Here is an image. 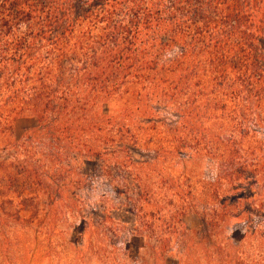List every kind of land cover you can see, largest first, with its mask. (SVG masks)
I'll return each instance as SVG.
<instances>
[{
    "label": "trees",
    "instance_id": "16d2710c",
    "mask_svg": "<svg viewBox=\"0 0 264 264\" xmlns=\"http://www.w3.org/2000/svg\"><path fill=\"white\" fill-rule=\"evenodd\" d=\"M76 187L155 227L156 261L193 211L263 231L264 0H0V223L51 225Z\"/></svg>",
    "mask_w": 264,
    "mask_h": 264
},
{
    "label": "rangeland",
    "instance_id": "374dc122",
    "mask_svg": "<svg viewBox=\"0 0 264 264\" xmlns=\"http://www.w3.org/2000/svg\"><path fill=\"white\" fill-rule=\"evenodd\" d=\"M36 125L33 117L16 120V136ZM7 138L11 140V136ZM77 170L87 173L88 167H75ZM215 170L216 167H200L199 175L193 174L189 183L197 184L204 172L214 175ZM78 188L62 199L59 216L53 219L52 226L45 221L44 203L40 218L35 224H28L30 229L1 222L0 264H264V225L260 226L263 231L257 233L247 227L234 233L230 229L208 232L200 214L194 211L183 219L184 228H178L173 234L166 255L156 261L155 227L140 228L141 220L125 210H113L112 220L95 216L94 196ZM11 199L7 189L2 188L0 215L5 218L12 209ZM258 203L256 208H262ZM115 233L121 237L114 239L119 246L116 254L112 246L115 243L111 241Z\"/></svg>",
    "mask_w": 264,
    "mask_h": 264
}]
</instances>
